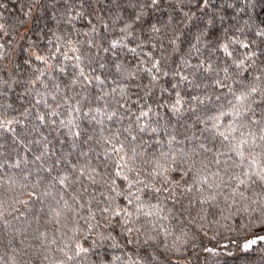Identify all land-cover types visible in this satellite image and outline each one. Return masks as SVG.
<instances>
[{"label": "snow or ice", "instance_id": "snow-or-ice-1", "mask_svg": "<svg viewBox=\"0 0 264 264\" xmlns=\"http://www.w3.org/2000/svg\"><path fill=\"white\" fill-rule=\"evenodd\" d=\"M0 264H264V0H0Z\"/></svg>", "mask_w": 264, "mask_h": 264}]
</instances>
